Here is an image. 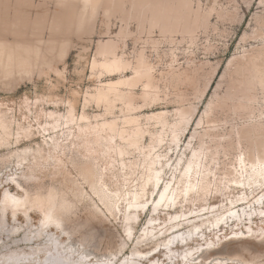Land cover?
Returning a JSON list of instances; mask_svg holds the SVG:
<instances>
[{"label":"rangeland","instance_id":"obj_1","mask_svg":"<svg viewBox=\"0 0 264 264\" xmlns=\"http://www.w3.org/2000/svg\"><path fill=\"white\" fill-rule=\"evenodd\" d=\"M2 41L32 47L35 59L17 63L11 72L0 67V111L14 119V134L18 123L32 126L34 132L18 144L0 148V221L4 219L0 264L10 254L25 255L16 264H45L47 251L58 254L62 264H117L120 260L152 264L133 252L151 251L157 244L158 250L174 246L167 251L176 257L164 264H181L183 253L201 248V259H193L192 264H205L209 257L264 264V218L260 219L264 186L255 197L249 196V204L232 208L237 215L233 218L229 217L230 201L246 195L247 186L228 182L236 177V169L241 170L236 158L252 157L256 141L264 139V0H89L86 8L83 0H0ZM110 46L132 67L151 68L152 76L148 87L138 83L129 96L142 108L130 113L124 106L123 112L119 102L115 114L105 117L140 116L150 132L143 137L142 152L132 148L133 153L124 156L139 166L129 175L107 169L104 181L112 190L135 191L152 147L165 161L160 188L153 192L147 186V195L141 198L147 206L137 212V221L132 220L129 238L125 215L132 209L120 201L119 211L107 210L79 174L82 149L74 148L77 167L69 160V152L61 153L66 162L60 166L48 157L49 152L47 159L35 160L32 154L38 145L48 148L44 140L51 142L50 136L57 133L45 132L43 127L56 117L64 118L72 109L77 119L86 114L93 123L101 121L103 116H95L104 114L105 108L90 95L103 83L134 79L131 68L103 73L102 67L93 66L104 61L101 50ZM122 89L131 90L129 86ZM50 112L55 115L51 117ZM177 122H181L179 129L173 125ZM27 147L32 149L27 160L18 163L17 153L10 152ZM200 151L204 161L198 168L200 177L221 186L228 182L229 187L210 193L206 202L196 200L194 191L173 207L157 206L154 201L160 189L167 183L176 187L181 170ZM116 160L121 168V157ZM108 161L100 163L106 166ZM5 191L32 197L50 191L64 195L71 204L60 212L63 229L42 228L45 206H30L26 213L17 210L13 216L14 207L2 198ZM224 214L226 223L210 225L215 216ZM175 215L181 216L182 230L170 234L165 229L175 222L171 219ZM195 225L200 226L199 234L194 233ZM190 236L194 239L185 245L173 242ZM207 242L210 246H203ZM56 243L59 251L54 249ZM156 252L148 256L160 262L167 258L164 251Z\"/></svg>","mask_w":264,"mask_h":264},{"label":"bare ground","instance_id":"obj_2","mask_svg":"<svg viewBox=\"0 0 264 264\" xmlns=\"http://www.w3.org/2000/svg\"><path fill=\"white\" fill-rule=\"evenodd\" d=\"M83 4L84 8H86L89 5V0H83ZM32 54H34V49L30 46L24 44H10L7 41H2L0 42V67H2L7 72H11V70H13V68L19 62H32V59H35L32 57ZM101 55L104 57V61L95 62L93 65L94 67H102L104 72L101 71V73H123L125 70L131 68L135 73L134 79L120 78L117 81L113 80L103 83L99 88H97L94 94L90 95V97L96 101V104H103L105 108L104 114L95 116V118H98V116H103L104 119L101 121L96 120V122L93 123L89 120V117L86 114H82L81 117L77 119L72 109L69 111L66 117L63 118V116L61 115L56 117L49 127H43V131L45 132L53 131L57 133L55 136H50L51 142L46 139L44 140V143L46 144V146H48V148L38 145L37 149H33L34 153L32 154L35 160H38V157L47 159V155L45 153L49 152L50 155L48 157H50L55 162L56 166H60L64 165L66 162L61 156V153L64 152V154H67V152H69L71 154V158H69V160H71L73 165L76 166L77 162L73 159L74 148L82 149L84 151L82 153L83 162L80 167L79 174L83 177L84 180L90 183V186L97 194L99 200L106 206L107 210L111 214L119 211L120 201L127 202V206L132 209L130 213H126L125 215V234L126 237L129 238L132 236V220H134V222L137 221V212L140 209H145V207L147 206L148 202L141 199L142 197L147 195V186L151 185L153 192L156 189L160 188L159 184L162 179L161 172L165 166V161H163L162 159L163 155L156 152L155 147H152L147 152L144 162L142 163L146 168V171H143L142 176L139 179L140 183L138 185H135L140 190L136 188L135 191L128 190L126 192H122L121 188L117 190L110 189L104 181V175L107 169L124 170L125 175L131 174L132 171L139 166V164L135 165L134 163H136V161L127 162L124 156L132 154V148H135L142 152L145 149L142 141L143 137L146 132L150 131L143 127V123L139 121L140 116L125 115L123 119L116 117L108 119L105 116L109 114H115V109L117 108L119 102L123 104V106L121 107V111L123 112H125L123 110L124 106L128 108V111L130 113L134 110L142 108V105H136L133 101H129V96L134 95L133 89L135 86H137L138 83H142L145 88L148 87L147 81L148 78L152 76V71L151 68L148 67H132V63H130V65L127 64L125 59H123L122 57L120 58L116 55V50L115 48H113V46L101 50ZM123 86H129L131 90L125 91L122 89ZM84 101L88 102L89 100L86 99ZM49 115L53 117L55 113L50 112ZM14 122V119L10 118L6 114V112L0 111V148L18 144L23 137L30 138L34 135L32 126H23L20 123H18V131L16 132V134H14ZM178 123L181 122L173 124L176 129H179L180 125H178ZM127 125L131 126L128 128ZM163 125H165V123ZM58 131L62 133H58ZM173 137L174 139H177L179 137L177 132L174 133ZM117 138H119L120 141L116 140ZM256 145L257 151L252 157L251 155L248 158L245 157V155L243 157V155L241 154L236 158V166L240 165L241 170L238 171L236 169V177L232 179V181L229 180L228 182H233L235 185L239 186H247V188L244 187L243 189L246 195L236 200L232 199L230 201V206L232 207H230L229 211L230 213L232 212V214H230V216L228 215L229 217H237V215L234 214V210L232 208L236 206H246L247 204H249L251 200L249 196L253 195V197H255V193L264 186V139H259L258 143L256 141ZM31 151L32 149L30 147H27L21 150H13L10 153H17L18 163L22 164L27 160L28 153ZM201 155L202 151L196 152L193 155L192 159L187 163V165L184 166L183 170H181L180 178L177 181L176 187L171 188V183H167L163 186V188L160 189V192L158 194L159 199L154 201L157 202V206L173 207L177 203H182L180 201L181 198H186L191 192L194 191H197L198 193L196 200H204L206 202L207 197L210 193L229 187L228 182L224 186H221L216 182L209 181L207 176L200 177L201 171H199L198 168L201 167V165L204 163ZM117 156L121 157V168H118V166L116 165ZM105 158L110 159V161H108L107 163L108 165L106 166L100 163ZM211 160H214V155H211ZM126 180L127 179L124 178V181ZM170 189H172V191ZM247 189L250 191L249 193L247 192ZM127 196L129 197L127 198ZM2 198L5 203L14 207V209L12 210L13 216L16 215L17 210H21L26 213L30 206H45V209L41 210L43 216L45 217V219L43 218L44 221L42 228L51 226L58 230L63 229L61 225L62 220L60 217V212L62 209H68L71 204L64 195L59 194V192L57 191L38 193L34 197L29 195L28 193L25 196H20L17 194H13L12 192L5 191L2 195ZM2 215H4V211H2ZM225 216L226 214L215 216L214 221H209L211 222L210 225H215L218 227L220 226L221 222L226 223L227 220ZM262 218H264V216L260 217V219ZM171 219H174L175 222H173L169 227H166L165 230L167 232L172 231L170 234L180 233L182 229H179V227H181V225L183 224L181 216L175 215L172 216ZM3 223L4 219L2 216L0 227H3ZM193 227H195L196 230L194 233L199 234L200 232L198 230L200 226L195 225ZM154 228V226H149V229ZM214 229L215 228H213V230ZM202 231L203 230H201V232ZM162 232L163 231L161 229L159 234H161ZM39 234L40 233H38L37 231L36 235ZM150 234H148V236ZM194 236L182 238L173 242L176 243L178 241L185 245L186 242L194 239ZM141 242L142 240L138 241V243ZM203 246H210V244L209 242L203 243ZM60 248L61 246L56 243L54 249L59 251ZM172 248H174V246H167L166 248H160V250H158L159 244H157L156 247L151 249V251L157 249V252L164 251L165 254H167V258L164 259L163 262H160V260H152L151 256H148L151 251H137L133 252V254L136 253L143 255L142 258H149L152 264H164V262L166 261L167 263H171L176 255L173 254L172 256L168 253L167 249L171 250ZM202 250L203 248L198 249L194 252L188 251V255H184L183 253L182 258H180L181 264H192L193 259H201L199 258V254L202 253ZM47 253L48 255L45 264H62L61 258L58 254H52L50 253V251H47ZM23 259H25V255L10 254L6 257L5 264H16ZM205 260V264L240 263L235 261L229 262L221 258L210 257L209 259L207 258ZM117 264H125V260H120ZM146 264L150 263L147 262ZM242 264L250 263L243 262Z\"/></svg>","mask_w":264,"mask_h":264},{"label":"water","instance_id":"obj_3","mask_svg":"<svg viewBox=\"0 0 264 264\" xmlns=\"http://www.w3.org/2000/svg\"><path fill=\"white\" fill-rule=\"evenodd\" d=\"M175 241V240H174Z\"/></svg>","mask_w":264,"mask_h":264}]
</instances>
